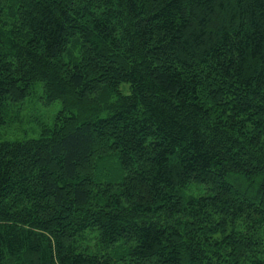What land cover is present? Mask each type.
<instances>
[{
  "label": "trees",
  "instance_id": "1",
  "mask_svg": "<svg viewBox=\"0 0 264 264\" xmlns=\"http://www.w3.org/2000/svg\"><path fill=\"white\" fill-rule=\"evenodd\" d=\"M37 88L0 264H264V0H0V128Z\"/></svg>",
  "mask_w": 264,
  "mask_h": 264
},
{
  "label": "rangeland",
  "instance_id": "2",
  "mask_svg": "<svg viewBox=\"0 0 264 264\" xmlns=\"http://www.w3.org/2000/svg\"><path fill=\"white\" fill-rule=\"evenodd\" d=\"M38 88L22 104L12 107L8 113V124L0 128L2 141L37 139L41 125L52 123L61 105L59 102L46 103L42 91Z\"/></svg>",
  "mask_w": 264,
  "mask_h": 264
}]
</instances>
